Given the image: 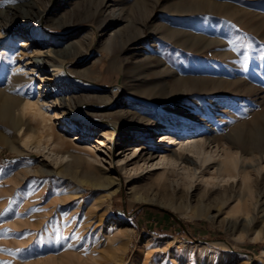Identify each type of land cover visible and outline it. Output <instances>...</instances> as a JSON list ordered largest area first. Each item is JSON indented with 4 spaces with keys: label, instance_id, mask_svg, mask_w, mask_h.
I'll use <instances>...</instances> for the list:
<instances>
[{
    "label": "rangeland",
    "instance_id": "1",
    "mask_svg": "<svg viewBox=\"0 0 264 264\" xmlns=\"http://www.w3.org/2000/svg\"><path fill=\"white\" fill-rule=\"evenodd\" d=\"M51 1L0 0V86L7 82L8 70L13 67L8 63L9 54L21 49L23 32L35 29L39 21L41 35L37 42L40 45L33 40L26 42L28 55L22 61L15 60L27 68L24 73L27 82L18 90L32 97L38 94L36 99L44 103L48 123L56 136L62 138V148L77 151L99 139L103 145L96 150L97 157L100 166L108 169L109 158L104 152L107 128L103 121L118 122L120 128L128 129L131 134L118 133L116 137L120 145L112 158L110 177L118 179L119 185L112 184L110 188L79 184L69 176L51 173L50 168H63L60 160L47 151L53 138L49 139L47 131L36 126L26 133L29 137L25 139L28 146L24 153L1 149L0 264H114L110 255L120 253L117 240L113 241L108 234L114 225L125 233L123 242L130 240L120 264H127L132 258L138 264H264L263 204L253 205L249 197L222 199L215 191H209L203 197L198 192L192 198L193 207L198 206L200 197L212 207L209 217L178 211L168 200L180 196V189L174 196L172 187L176 181L183 188L180 177L162 172L159 167L152 175L144 174L130 184L117 164L124 155L121 151L133 147L129 146V139L141 134L146 140L137 146L153 152L150 158L144 157L148 164L158 162L164 147H154L163 132L155 133L154 128L146 130L137 116L125 114L139 105L135 101L141 95L136 91L134 80L141 76L147 81L155 79L159 86L154 90L160 93H163L160 86L183 83L193 87L205 79L221 80L222 83L205 85L204 93L185 96L183 90L172 94L167 90L154 98V105L147 106V117L159 120L174 113L176 125L180 120L191 121L203 137H231L233 128L236 138L247 135L264 144V130L258 127L264 113V0H211L221 7L211 13L192 15L177 13L173 0L167 3L165 0H108V4L115 5V12H120L121 22H113L111 18L98 21L94 13L96 4L86 0H54L53 7L46 10ZM124 25L129 28L128 38L141 37V46L133 55L106 53L104 40L109 35L115 37L112 30ZM191 25L194 31L200 25L204 27L205 37L215 27L224 46L180 47L174 37L161 34L164 32L161 28L166 26ZM153 44L155 47L151 49ZM53 49L57 50V64L68 70L64 73L62 69L59 76H52L55 71H51L53 68L45 58L47 53L54 56ZM151 55L152 61L159 56L157 60L167 67L168 74L141 73L134 65H124L127 58L138 62ZM178 77L185 80L178 82ZM71 96L86 104L82 108L85 116L80 121H65L59 115L68 113L62 103ZM175 97L180 100L174 102ZM191 97L197 101H191ZM160 103L165 104L161 111L156 108ZM227 123L229 127L225 126ZM191 135L194 133L188 132L185 137ZM126 163V169L130 170L143 166L144 160L131 158ZM43 166L47 169L41 170ZM183 166L198 171L193 161H184ZM71 171L78 176L83 174L78 166H73ZM204 181L212 182L204 174L198 178L197 186L204 188ZM255 185L254 190L264 197V174ZM133 186L145 194V199L131 198ZM230 194L234 195L235 191ZM164 198H167L166 204L160 203ZM90 203L97 208L92 217L86 216ZM16 216L20 223L14 227L12 222ZM32 221L35 226L30 225Z\"/></svg>",
    "mask_w": 264,
    "mask_h": 264
},
{
    "label": "bare ground",
    "instance_id": "2",
    "mask_svg": "<svg viewBox=\"0 0 264 264\" xmlns=\"http://www.w3.org/2000/svg\"><path fill=\"white\" fill-rule=\"evenodd\" d=\"M53 1L54 0H52L51 4L47 6L46 10L53 7ZM86 1L89 4H96L94 13L98 21L102 22L105 19L111 18L113 22H121L122 17L120 15V12H115V5L113 3L108 4V0ZM169 1L170 0H165L166 3ZM173 1L175 2V7L178 8L176 9L177 13L182 15H192L197 12L200 13L203 11H210L211 13L216 8L221 7L220 3L213 2L211 0ZM228 8L231 7L228 6ZM124 22L125 21H122V23ZM35 24L37 25L35 29L28 28L25 29V31L23 32V38L25 39L21 40V43L19 45L21 49H19L16 53L9 54L10 60L8 61V63L13 67L12 69L8 70L7 82L4 84L3 87L0 86V150L6 148L11 152L15 151L19 154L24 153L28 146L27 141L25 139L29 137L26 133L38 127L39 130L41 129L42 131H47L49 139L53 138L52 142H50L49 146L47 147V151H49L50 154L60 160V167L63 168H50L49 170L51 173L69 176L76 183L79 184L85 182L91 183L92 186L107 188H110V185L112 186V184H114L116 187H118L119 180H115L114 178L110 177L112 171V158L114 159V153L120 145V142H116V137L118 133L123 136H127L131 134L128 129L120 128L118 122H112L107 119L103 121V125L107 128V133L105 134L107 135V144H104V152L109 158V168L104 169L100 166L101 161L98 159L96 153V150L102 147L103 145V143L99 141V139H95V143L92 144L90 147H81V150L73 151L69 149H63L60 143V140H62V138L60 136H56L57 134L54 133L53 127L48 123L49 118H47L46 116L47 112L45 111L44 103L40 102V99H36L38 97V94L36 97H32L29 93L26 95L18 90V87L20 85L22 86V84H26L27 82V78L25 77L26 75L24 76V73L27 72V68L22 63H15V60L22 61V58L28 55L27 53H25L27 49L25 48V46L28 45V43L26 42L33 40V42L36 41L34 44L40 45V43L37 42L40 39L41 35L39 30V21H37V23ZM258 24H261V22H258ZM103 26L104 25H100V28H103ZM191 27L192 25L186 28H170L166 26L164 28H161L162 30L164 29V32L161 34L166 36L171 35L172 37H174L176 44L180 45V47L199 46L202 48H222L224 46L223 42L217 34V30L215 27L211 28L213 32L208 37H205L203 35L204 27H202L201 25L198 27L197 31H194ZM260 27L261 26L259 25L258 28ZM127 28L128 26L125 27L124 25L122 27L119 26L112 30L114 31L115 37H111V35H109L103 42V49L104 51H106V53L109 54L114 53L116 51L120 54H124L125 56L129 55L130 53L132 54L134 53V51L139 49V47L141 46V37L136 36L128 38ZM154 43L156 44V41H154ZM154 47L155 45L153 44V47H151V49H153ZM1 52L3 53V51ZM56 52L57 50L53 49V52H51L54 55L53 57L48 53L47 56H45V58L48 59V66L53 68L51 71H55V74H52V76H57L58 73L60 74L63 69L61 65L57 64L58 54H56ZM217 55H221V53H218ZM34 56H38V54ZM151 58L152 55L144 56L143 60H140L138 62L129 61L127 60V58L124 62V65H134L137 68H140L141 73L159 72L162 75L169 73L167 67L163 66L164 64L160 60H157L159 56L155 61H152ZM37 66L39 69L40 65ZM63 70L65 71L64 73L68 71L65 68ZM143 77L144 76H141L134 80L137 83V85L135 84L136 91L138 92V94L141 95V97L138 98V101H135L139 105H135V108L133 107L134 110H129L127 113H125L124 111V113L127 115L132 114L134 116H137L139 120L144 123L146 130H151L154 128L155 133L163 132L157 137L158 144L154 145V147H159L161 145H164V147L161 149V156L158 162H156L155 164H148L149 161L146 160L147 158L151 157V154L153 152L149 150L152 149L137 146L139 144H143L141 142L142 140H146V137L141 134L139 135V137H133L129 139V142H131L129 146L133 147H126L123 151H121V153L124 155L119 160H117V164L121 166L122 170H124V174L126 175L127 181L132 184L137 179L142 178L144 174L152 175V171H154L155 168L160 167L162 172H170L180 177V180L184 183L183 188H179L180 186L176 181L172 182L174 196L177 194L179 189L181 194L177 198H168V201H170L171 203L169 205H171L172 208H174L175 210H186L188 212H193L197 215H203L205 217H209V215L211 214L212 207L205 204L204 199H202L201 197H203L209 191H215L218 196H220L222 199H225L226 197L233 198L234 196H238L240 199H243L244 197H249L251 200L253 199V205L256 206L259 203L264 205V199L262 200V198L264 197H261V192L259 193V191L254 190V186H257L255 184H257L263 178L264 174V144L257 143L247 135H244L240 138H236L237 135L233 128L230 129L234 132L231 137L228 135H225L220 139L203 137L204 135L200 132L198 126L191 121L180 120L178 121L179 125H176L174 113H171L167 116H163L159 120H151V118L147 117V106L150 104L154 105V98L160 94L163 95V93H165L167 90L169 91V94L175 93L178 90H183L184 92L182 93L186 96L199 91L204 93L203 89L205 85L213 84L215 82L222 83V81L205 79V82L203 81L202 84L198 83L197 86L194 85L193 87L187 86L183 83L181 85L175 84L174 86L167 85V87L160 86L159 89L163 92L160 93V91H156L159 85L155 84V79L147 81ZM184 80L185 79L182 77L177 78L178 82H182ZM154 87L156 88L155 90ZM175 98L176 101L174 102H178L180 100V97ZM190 100L196 102L197 98L191 97ZM51 104H55L53 100H51ZM62 104L63 107L68 111V113L59 114L62 118L64 117L63 120L80 121L84 118L85 115L82 112V108L83 106H86V104L82 102L79 98L74 96L68 97L66 99V103ZM164 105V103H160L158 105L156 104L157 110L161 111V106L163 107ZM261 118L262 124L258 127L261 131H263L264 113L261 114ZM229 124L230 123H227L225 124V126L229 127ZM121 125V127L124 126L123 124ZM236 127H239V125ZM188 132H193L194 135L185 137L187 136ZM38 148L39 144L36 143L34 145V149L37 150ZM127 152L128 154H125ZM146 155H148V157L144 158L146 157ZM131 158L143 159V166H138L130 170L126 169V162ZM184 161H193L197 165L198 171H193L192 169L183 166ZM213 164L215 165L211 166ZM73 166L80 167L83 170V174L81 176L75 175L71 171ZM45 168L46 167L43 166L41 170H44ZM212 172L214 174H212ZM204 174H207V177L210 178L212 182L204 181L205 186H203L204 188H201L200 186H197L198 178L203 177ZM238 184L239 187H237ZM232 191H235L234 195L230 194V192ZM198 192L203 195L197 201L198 206L193 207L192 198L196 196ZM144 195L145 194L143 192H141L134 186L130 190V196L134 200L145 199ZM165 199L167 198L161 199L160 203L166 204V202L164 201L167 200ZM90 204L91 205H89L86 210V216L88 217H92L94 214H96L95 210L97 209L96 207H93V203ZM262 210L264 211V209ZM19 223L20 221L17 219L16 216V218L12 222V226L17 227ZM30 225L35 226L33 221L30 223ZM108 234L111 235V239H113V241L117 240L118 245L116 247L120 251L119 254L118 252H113L110 255V259L113 261L114 264H120L123 262L126 250L129 248L130 240L127 242L122 241V237L125 235V233L121 231L120 227L116 225L112 226L111 229H109ZM32 239L33 236L29 240L32 242ZM127 264L138 263H136L132 258L131 261Z\"/></svg>",
    "mask_w": 264,
    "mask_h": 264
},
{
    "label": "snow or ice",
    "instance_id": "3",
    "mask_svg": "<svg viewBox=\"0 0 264 264\" xmlns=\"http://www.w3.org/2000/svg\"><path fill=\"white\" fill-rule=\"evenodd\" d=\"M68 247H72V245H71V244H69V245H68Z\"/></svg>",
    "mask_w": 264,
    "mask_h": 264
}]
</instances>
